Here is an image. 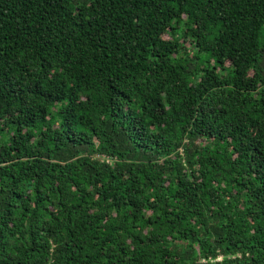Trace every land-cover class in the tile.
<instances>
[{
	"label": "trees",
	"instance_id": "16d2710c",
	"mask_svg": "<svg viewBox=\"0 0 264 264\" xmlns=\"http://www.w3.org/2000/svg\"><path fill=\"white\" fill-rule=\"evenodd\" d=\"M0 264H264V0H0Z\"/></svg>",
	"mask_w": 264,
	"mask_h": 264
}]
</instances>
